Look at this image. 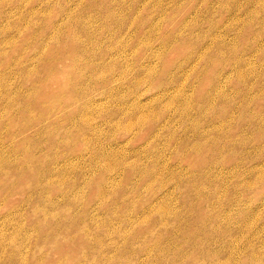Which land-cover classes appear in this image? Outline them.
<instances>
[{"label":"rangeland","instance_id":"1","mask_svg":"<svg viewBox=\"0 0 264 264\" xmlns=\"http://www.w3.org/2000/svg\"><path fill=\"white\" fill-rule=\"evenodd\" d=\"M0 264H264V0H0Z\"/></svg>","mask_w":264,"mask_h":264}]
</instances>
